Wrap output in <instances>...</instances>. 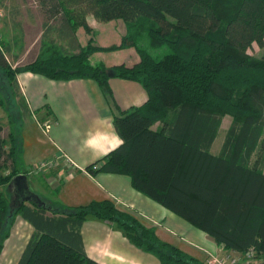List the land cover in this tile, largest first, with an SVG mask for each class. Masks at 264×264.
<instances>
[{"label": "trees", "instance_id": "1", "mask_svg": "<svg viewBox=\"0 0 264 264\" xmlns=\"http://www.w3.org/2000/svg\"><path fill=\"white\" fill-rule=\"evenodd\" d=\"M35 1L44 17L42 37L49 39L16 68L5 55L11 46L0 47V67L16 92L21 96L15 74L25 70L52 79L91 78L105 94L111 76L140 82L145 103L113 116L123 144L88 169L128 174L134 188L218 245L240 253L252 247L264 258V53L246 51L253 41L264 43V0ZM87 15L121 19L120 42L96 44ZM78 26L89 33L83 45ZM128 42L139 55L133 63L109 65L90 58ZM224 112L232 118L214 152ZM9 141L6 147L0 134V252L14 215L32 226L16 264H102L82 245L80 227L89 216L111 223L161 264H206L161 240L153 226L110 198L62 209L33 199L13 204L4 187L25 171L18 166V143L11 136Z\"/></svg>", "mask_w": 264, "mask_h": 264}, {"label": "crops", "instance_id": "2", "mask_svg": "<svg viewBox=\"0 0 264 264\" xmlns=\"http://www.w3.org/2000/svg\"><path fill=\"white\" fill-rule=\"evenodd\" d=\"M87 19L97 31L94 37L99 45L114 43L125 33L121 19L114 20L118 22L116 27L123 31L110 28L114 20L98 21L92 15H87ZM75 33L81 45L85 44L88 36L83 27L79 26ZM90 58L109 65L120 61L130 64L137 61L139 55L128 42L117 49L95 51ZM16 79L26 111L38 113L36 119L32 116L35 126L30 124L22 130L21 137L18 136V166L25 171L28 189L41 201L62 209L110 198L118 208L133 213L144 225L153 226L161 240L200 261L240 254L218 245L206 232L134 188L128 174L103 170L93 173L88 169L95 161L99 165V159L116 146L119 136L113 116L147 100L140 82L111 76L110 93L105 94L91 78L52 79L25 70L17 72ZM214 142L215 139L211 150ZM64 153L72 163L64 158ZM48 158H53V164L32 170L34 165ZM18 221V225L23 224L31 233L30 223L20 216ZM80 233L86 254L102 264H161L154 253L137 247L104 220L87 217ZM3 252L4 248L0 255Z\"/></svg>", "mask_w": 264, "mask_h": 264}, {"label": "rangeland", "instance_id": "3", "mask_svg": "<svg viewBox=\"0 0 264 264\" xmlns=\"http://www.w3.org/2000/svg\"><path fill=\"white\" fill-rule=\"evenodd\" d=\"M16 9L18 12H15ZM0 12V46L2 48L4 44H9L11 46V51L6 52L5 54L6 58L11 63L12 67H20L31 61L38 53L41 41L48 40L50 37H42L43 14L39 10L35 0H0ZM114 21L115 23L113 22L110 28L115 29V31L118 29L123 31L118 26L116 27L115 24L118 22H116V20ZM78 28L79 26L76 30ZM96 32L97 31L92 28L91 34H93V40L98 44L94 37ZM228 33L230 41L233 42L234 35L230 33L229 28ZM85 34L89 36L88 32ZM51 37H53V35H51ZM118 41L120 42L119 38H117L114 43H119ZM140 43H142L143 47L147 45V37H141ZM246 51L252 56H260L264 53V43L260 44L257 41H253L246 48ZM20 101H22L21 96L14 89L5 70L0 67V134L5 139L6 147L10 145V136L18 143V136L21 137L22 130L28 128L30 124L35 126L33 123H35L34 120L38 116V113L31 114L25 111L23 106H21ZM32 116L35 117L34 120L32 119ZM231 118V114L224 112L218 134L212 147L214 152L220 147ZM4 188L7 190L12 201V186H5ZM18 218V214L14 215L7 224L9 231L8 236L3 241L4 252L0 255V264H16L23 247L30 236L26 226L23 224L18 225ZM10 231L11 236L9 237Z\"/></svg>", "mask_w": 264, "mask_h": 264}, {"label": "built area", "instance_id": "4", "mask_svg": "<svg viewBox=\"0 0 264 264\" xmlns=\"http://www.w3.org/2000/svg\"><path fill=\"white\" fill-rule=\"evenodd\" d=\"M1 14V12H0ZM1 47V46H0ZM48 125H46L47 127ZM64 158L71 162V159L67 156V154H63ZM53 164V158H48L45 160L40 161L36 165L32 167V170H42L47 166ZM93 165V167H95ZM206 264H264V259L255 256L254 249L250 247L243 253L240 254H224L217 257L207 258L205 260Z\"/></svg>", "mask_w": 264, "mask_h": 264}, {"label": "water", "instance_id": "5", "mask_svg": "<svg viewBox=\"0 0 264 264\" xmlns=\"http://www.w3.org/2000/svg\"><path fill=\"white\" fill-rule=\"evenodd\" d=\"M10 185L12 186V192H13V198H12L13 204L19 203L27 199H33L39 202L40 200L39 197L28 189V185L26 182V175L24 173H19L15 175L11 179Z\"/></svg>", "mask_w": 264, "mask_h": 264}, {"label": "clouds", "instance_id": "6", "mask_svg": "<svg viewBox=\"0 0 264 264\" xmlns=\"http://www.w3.org/2000/svg\"><path fill=\"white\" fill-rule=\"evenodd\" d=\"M123 144V140L120 139L119 137H117V143H116V147H119L120 145Z\"/></svg>", "mask_w": 264, "mask_h": 264}, {"label": "bare ground", "instance_id": "7", "mask_svg": "<svg viewBox=\"0 0 264 264\" xmlns=\"http://www.w3.org/2000/svg\"><path fill=\"white\" fill-rule=\"evenodd\" d=\"M10 184V183H9Z\"/></svg>", "mask_w": 264, "mask_h": 264}]
</instances>
